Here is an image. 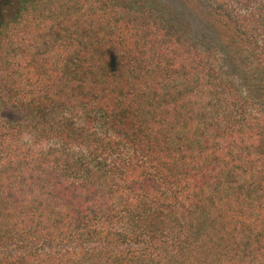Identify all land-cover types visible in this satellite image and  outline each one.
<instances>
[{
    "label": "trees",
    "instance_id": "16d2710c",
    "mask_svg": "<svg viewBox=\"0 0 264 264\" xmlns=\"http://www.w3.org/2000/svg\"><path fill=\"white\" fill-rule=\"evenodd\" d=\"M0 264H264V0H0Z\"/></svg>",
    "mask_w": 264,
    "mask_h": 264
},
{
    "label": "rangeland",
    "instance_id": "374dc122",
    "mask_svg": "<svg viewBox=\"0 0 264 264\" xmlns=\"http://www.w3.org/2000/svg\"><path fill=\"white\" fill-rule=\"evenodd\" d=\"M9 8L7 7H0V19L5 17V14H8Z\"/></svg>",
    "mask_w": 264,
    "mask_h": 264
}]
</instances>
